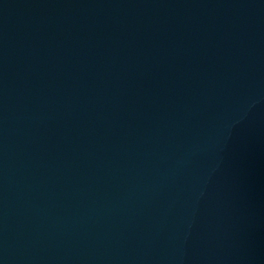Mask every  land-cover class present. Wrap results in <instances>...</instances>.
<instances>
[{"label": "water", "instance_id": "obj_1", "mask_svg": "<svg viewBox=\"0 0 264 264\" xmlns=\"http://www.w3.org/2000/svg\"><path fill=\"white\" fill-rule=\"evenodd\" d=\"M0 264H264V0H0Z\"/></svg>", "mask_w": 264, "mask_h": 264}]
</instances>
